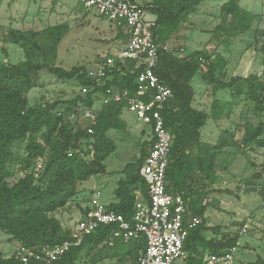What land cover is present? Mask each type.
Returning a JSON list of instances; mask_svg holds the SVG:
<instances>
[{
  "label": "trees",
  "instance_id": "trees-1",
  "mask_svg": "<svg viewBox=\"0 0 264 264\" xmlns=\"http://www.w3.org/2000/svg\"><path fill=\"white\" fill-rule=\"evenodd\" d=\"M204 1L210 0H153L151 4L143 5L155 15L154 33L157 42H169ZM221 11L231 19L229 28L218 27L226 36L241 35L251 29L253 16L241 9L239 0H226ZM117 27L122 34L124 28ZM10 36L15 44L34 45L32 37L35 35L26 38L12 33ZM119 37L125 39L126 35ZM58 43L59 40L49 51L56 49ZM261 50L264 69V43ZM134 66L131 63L130 67L120 69V65L116 64L107 71V78L110 80L106 78L99 84L89 78L88 71L82 66L65 70L32 61L0 64V231L10 236L18 247L25 246L39 252L70 240V230H64L60 221L51 215L65 208L77 196L80 183L92 176L107 173L104 162L116 150L114 141L107 133L110 130L127 129V124L122 119L126 105L111 103L103 106L92 136L82 130L75 132L73 125L66 122L65 118L79 106L93 108L96 104L95 95L103 94L107 88L115 86L135 93L138 89V71H135ZM227 67L228 62L222 56L217 55L212 60L211 55L205 51H195L182 58L174 53L161 51L155 69L160 81L173 92L172 100L162 112L165 127L173 137L166 173L167 189L170 193H181L185 200H189L188 206L192 213L202 219V223L191 229L185 240V250L190 253L187 264H202L205 252L225 254L228 250L237 248L240 239L235 235L215 240L208 239L205 235L218 230L208 225L205 217L208 208L204 202V190L208 183L212 184L216 180V164L213 159L207 160L203 155L201 129L209 118L218 121L229 117L233 104L215 99L210 115L192 105L195 96L191 82L200 71H204L203 80L215 90H227L236 86L235 98L244 93L253 103L255 111L264 113V81L256 75L226 81ZM44 70L60 80L76 79L83 87L92 90L85 98L77 97L63 109L58 108V101L31 106L27 96L34 87L32 77ZM242 85L246 86V90H243ZM24 140L28 142L27 156L20 166L24 176L11 184L9 179L13 174L8 166L14 161L12 144ZM91 140L94 141V160L86 161L78 156H68L70 149ZM254 144L264 148V123L256 127L249 126L246 131L242 146ZM149 145L150 143L145 142L140 159L125 167L124 177L118 181L114 192L116 200L108 206L128 221L133 216L134 192L141 190L143 194L147 193V185L140 176V169ZM194 151L196 155H190ZM39 158H46V161L44 170L36 179L33 167ZM196 185L200 187L195 188ZM117 230L115 225L100 226L93 234L84 237L79 246L72 247L54 262L31 259L24 263L15 254L9 258L0 254V264H80L83 259L86 264H100L108 259L125 257L138 264L139 251L145 247L144 239L129 243L113 239ZM248 264H264V259L258 258Z\"/></svg>",
  "mask_w": 264,
  "mask_h": 264
},
{
  "label": "rangeland",
  "instance_id": "rangeland-1",
  "mask_svg": "<svg viewBox=\"0 0 264 264\" xmlns=\"http://www.w3.org/2000/svg\"><path fill=\"white\" fill-rule=\"evenodd\" d=\"M141 5L153 0H138ZM226 0L204 1L198 11L191 15L179 33L169 44L178 57H187L195 51H205L212 60L217 55L227 62L226 81L250 75L264 81V0H239L243 11L252 14L251 29L241 35L226 36L218 27L227 29L231 19L222 13ZM147 20L155 15L148 11ZM116 24L100 17L93 9L83 7L80 0H0V64H20L26 61L46 63L50 66L71 70L85 67L91 71L101 64L106 56H112L127 44L121 39ZM32 37L33 44H15L11 34ZM59 43L56 49H49ZM200 71L191 82L194 90L193 107L211 114L213 101L218 99L233 104L229 117L221 120L208 119L201 129V144L204 157L216 164V180L208 183L204 192L207 204L205 217L210 227L218 230L205 233L208 239L240 237L234 252L235 264H248L258 258L264 259V148L257 145L243 147V139L249 126L264 123V113H258L253 103L243 93L234 97L236 86L227 90H215L203 80ZM34 87L28 94L31 106L59 102L63 109L77 97L85 98L92 88L83 87L76 79L60 80L47 70L33 75ZM243 90H246V86ZM96 108L102 106V94L95 95ZM122 119L126 130H110L116 150L104 162L107 173L90 177L78 186V194L69 204L53 213L64 230L74 229L76 221L84 212L85 205L93 194H98L105 205L115 199L118 181L124 177L125 167L137 162L141 149L151 135L149 126L136 118L125 107ZM27 140L14 142V161L8 169L13 174L9 179L16 183L24 176L21 162L27 156ZM50 154L49 152L47 153ZM192 156L196 155L190 153ZM200 187L199 185L195 188ZM245 230V231H244ZM18 245L10 236L0 231V254L9 258ZM116 251V250H114ZM80 264H86L84 259ZM100 264H136L129 257L108 259Z\"/></svg>",
  "mask_w": 264,
  "mask_h": 264
},
{
  "label": "built area",
  "instance_id": "built-area-1",
  "mask_svg": "<svg viewBox=\"0 0 264 264\" xmlns=\"http://www.w3.org/2000/svg\"><path fill=\"white\" fill-rule=\"evenodd\" d=\"M80 2L84 8L95 10L100 17L123 27L127 32L126 46L112 56L104 57L98 67L88 71V76L100 84L108 77L107 71L116 64L120 65V69L130 67L131 63L135 64V71H138L136 92L131 93L115 86L107 88L102 94L101 108L111 103H125L139 121L149 126L150 145L140 169V176L147 185V193L145 195L141 190L134 192L135 203L130 221L110 210L109 205L102 204L99 195L95 193L85 205L74 229L70 230V240L39 252L20 246L15 255L24 263L31 259L54 262L72 247L79 246L84 237L93 234L100 226L115 225L118 230L113 239H120L125 243L144 239L145 247L139 251L138 264H187L190 253L185 250V240L190 230L202 223V219L192 213L188 206L189 200H185L181 193H170L167 189L166 173L173 137L165 127L162 112L172 100L173 92L155 73L161 51L173 53V49L169 42H157L154 33L156 19L147 20L148 11L135 0ZM101 108L97 109L96 105L93 108L79 106L65 121L73 125L75 132L82 130L92 136ZM67 153L70 158L78 156L92 161L95 159L94 141L82 142ZM45 161L46 158L36 160L33 167L36 179L44 170ZM235 250L236 248L220 255L205 252L202 264H235Z\"/></svg>",
  "mask_w": 264,
  "mask_h": 264
},
{
  "label": "crops",
  "instance_id": "crops-1",
  "mask_svg": "<svg viewBox=\"0 0 264 264\" xmlns=\"http://www.w3.org/2000/svg\"><path fill=\"white\" fill-rule=\"evenodd\" d=\"M135 2L138 3L139 1H138V0H135ZM138 4H139V3H138ZM140 5H141V4H140ZM189 18H191V17H189ZM173 37H175V35H174ZM173 37L171 38V40L173 39ZM171 40H170V41H171ZM115 190H116V189H115ZM113 202H115V200H114ZM111 203H112V202H111ZM111 203H109V204H111Z\"/></svg>",
  "mask_w": 264,
  "mask_h": 264
}]
</instances>
